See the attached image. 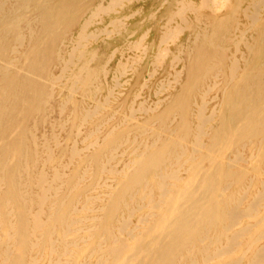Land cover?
<instances>
[{
	"label": "bare ground",
	"instance_id": "obj_1",
	"mask_svg": "<svg viewBox=\"0 0 264 264\" xmlns=\"http://www.w3.org/2000/svg\"><path fill=\"white\" fill-rule=\"evenodd\" d=\"M221 2L229 10L197 17L206 25L179 45L191 57L146 102L118 100L126 64L99 98L84 60L91 38L116 27L120 0H0V264H264V0L173 4L185 13ZM240 11L251 37L235 33ZM230 42L247 45L243 61ZM47 81L67 83L80 120L65 140L29 126Z\"/></svg>",
	"mask_w": 264,
	"mask_h": 264
},
{
	"label": "rangeland",
	"instance_id": "obj_2",
	"mask_svg": "<svg viewBox=\"0 0 264 264\" xmlns=\"http://www.w3.org/2000/svg\"><path fill=\"white\" fill-rule=\"evenodd\" d=\"M107 1V0H106ZM123 2V6L121 5V3ZM174 0H120V4L117 7V10L114 14L117 17H120L118 19V22L121 19V22H117L116 27H111L112 29L110 30L109 33H98V31L96 30L95 32L98 33L95 34V37H92L91 42L88 43L87 48H85V54H84V60L86 59L87 62L90 61V63H87V66L89 68L92 67V70L94 69V73L95 76L92 77L93 79H91L92 82H96L97 84H99L101 93L97 92V96L99 98H103L105 95L108 94L105 86H106V77L107 76H112L113 75V71L112 69H114L118 64H126L125 66V72H123L122 70L120 72L119 75L121 76L123 82L119 85H115L114 87V91L116 90V94L118 95V100L120 101L121 99H125V98H133L135 100H145L146 102H150L152 101V99H156V95H152L151 93V88L155 85V82L158 83L161 80H165L167 77V79H170L173 77V75H171L176 69L177 70H182L183 69V62L186 63V61L188 60V56L191 57V52L189 48H184V47H180L179 45L183 43H190L192 42V39L194 38V30H193V25L195 24H199V25H206L205 21H200V19L198 18H202V15H206L208 13H215L217 15H221L223 13H225L226 11L229 10V7L226 5H223L222 2L219 4L220 7H218L216 10H212L208 5H210L208 3V5L203 4L204 6H202V4L200 6H198V8H187V6H183L185 7V13L183 12V8L180 7V10L178 7H175L173 4ZM185 2V1H184ZM161 5V6H159ZM159 6V7H158ZM158 7V8H157ZM178 8V9H177ZM139 9V10H138ZM176 9V10H175ZM220 9V10H219ZM134 10L136 11L134 13ZM155 10V11H154ZM179 10V13L177 12ZM193 10V11H192ZM211 10V11H210ZM154 11V12H153ZM174 11V13H173ZM196 11L198 13H196ZM203 11V12H202ZM131 14H130V13ZM207 12V13H206ZM151 13V14H150ZM153 13V14H152ZM176 13V14H175ZM182 13V14H180ZM127 14L129 16H127ZM149 14V17H148ZM170 14H173V16L171 17ZM175 14V15H174ZM180 16L178 17L177 15ZM183 14L185 16H183ZM201 14V16H200ZM188 15V16H187ZM193 15V16H192ZM99 17H106V13L100 12ZM123 16V17H122ZM125 16V17H124ZM183 16V17H182ZM171 17V20H169ZM195 17V18H194ZM198 17V18H197ZM234 19L237 20L238 25L235 29V33L236 32H240L241 30H245V34H247L248 36L254 33L253 30H255V27L249 25L248 21L249 18L244 15L243 16V12L240 11L238 13H235L234 15ZM194 18V19H193ZM197 18V20H196ZM186 21L183 23V20ZM124 20V21H123ZM168 20V21H167ZM176 20V21H175ZM195 20V21H194ZM130 21V22H129ZM167 22V23H166ZM177 22V23H176ZM179 22V23H178ZM240 22V23H239ZM248 22V23H247ZM152 23V25H151ZM166 23V24H165ZM177 25L175 27V25ZM164 24V25H163ZM169 24V25H168ZM193 24V25H192ZM204 24V25H203ZM161 25V26H160ZM163 25V26H162ZM170 26L169 27H166ZM190 25V27H189ZM96 26L95 23L91 24V28L94 29ZM121 26V27H119ZM125 26V27H124ZM173 26V27H172ZM180 26V27H179ZM188 26V27H187ZM250 26V27H249ZM157 27V28H156ZM167 28V29H166ZM179 28V29H178ZM183 28V30L181 29ZM247 28V30H246ZM250 28V29H249ZM73 31L77 30V26L73 25L71 28ZM121 29V30H120ZM136 29V30H135ZM173 29H175V33L173 32ZM240 29V30H239ZM113 30V32H111ZM116 30H119V32ZM135 30V31H134ZM144 30V31H143ZM147 30V31H146ZM157 30V31H156ZM160 30V31H159ZM188 30V31H187ZM239 30V31H238ZM134 31V32H133ZM168 31V32H167ZM169 31L173 34V38L171 37V39H168V41H162L165 33L166 35H169ZM177 31V32H176ZM192 31V32H191ZM131 32H133L131 34ZM146 32V33H145ZM155 32V33H154ZM165 32V33H164ZM180 32V33H178ZM217 32V31H216ZM213 32V36L216 37L217 33ZM233 32V31H232ZM142 33V34H141ZM164 33V34H163ZM168 33V34H167ZM107 36H106V35ZM145 34V35H144ZM162 34V36H161ZM178 34V35H177ZM108 35L110 37H108ZM140 35V36H139ZM143 35V36H142ZM250 35V37H251ZM159 37V38H158ZM187 37V39H186ZM142 38V39H141ZM152 38V39H151ZM176 38V39H175ZM178 38V39H177ZM131 39V40H130ZM136 40V41H135ZM140 40V41H138ZM172 40H174L172 42ZM104 41V42H102ZM115 41V42H114ZM159 41V42H157ZM161 41V42H160ZM113 42V43H112ZM150 42V43H149ZM102 43V44H101ZM146 43V44H145ZM158 43V44H157ZM168 43V44H167ZM234 43V44H233ZM121 44V45H120ZM134 44V45H133ZM141 44V46H139ZM160 44V45H159ZM166 44V45H165ZM237 43L235 42H230L229 43V48H230V52L234 51V54H231V57L235 58V59H240L241 61L244 60V55L247 54V45L245 43H240L239 46H236ZM100 45V46H99ZM120 45V46H119ZM137 45V46H135ZM145 47H144V46ZM157 45V46H156ZM164 45V46H163ZM25 44L22 46V48H25ZM99 48H98V47ZM134 46V48H133ZM139 46V49H138ZM163 46V47H162ZM101 47V48H100ZM113 47V48H112ZM116 47V48H114ZM122 47V48H121ZM137 49H136V48ZM143 47V48H142ZM160 47L162 48H167V49H160ZM234 47V48H233ZM124 48V49H123ZM170 48V49H169ZM178 48V49H177ZM182 48V51H180ZM235 48L237 50H235ZM115 49V50H114ZM123 49V50H122ZM144 49V50H142ZM146 49V50H145ZM152 49V50H151ZM188 52L185 53V50ZM239 49V50H238ZM112 50H114V54L110 53L112 52ZM132 50V51H131ZM159 50V51H158ZM242 50V51H241ZM94 51V52H93ZM107 51V53H106ZM156 51V52H155ZM184 51V52H183ZM190 51V53H189ZM96 52V53H95ZM122 52V53H121ZM130 52V53H129ZM178 52V53H176ZM236 52V53H235ZM244 52V53H243ZM133 53V54H132ZM159 55H158V54ZM168 53V54H167ZM241 53V54H240ZM97 54V55H96ZM109 54V55H108ZM122 54V55H121ZM183 54V55H182ZM190 54V55H189ZM105 55V56H104ZM121 55V57H120ZM127 55V56H126ZM134 55V56H132ZM144 55V56H143ZM155 55V57H154ZM162 55V56H161ZM166 55V56H165ZM176 57L177 55V59L178 57L181 58L180 60L178 59H174V56ZM198 55V54H197ZM197 55L193 56L194 59L197 58ZM235 55V57H234ZM94 56V57H93ZM187 56V57H185ZM198 60L203 58V55L199 54L198 55ZM91 57V58H88ZM100 57V58H99ZM112 57V58H109ZM138 57V58H136ZM142 57V59H141ZM162 57V58H161ZM184 59H183V58ZM241 57V58H240ZM99 58V59H98ZM131 58V59H129ZM82 59V57H81ZM108 59V60H107ZM119 59V60H118ZM152 59V60H151ZM159 59V60H158ZM163 59V60H162ZM173 60L171 63V60ZM89 60V61H88ZM98 60V61H97ZM102 60V61H101ZM104 60V61H103ZM107 60V61H106ZM114 60V61H113ZM123 60V61H122ZM135 60V61H134ZM113 61V62H112ZM126 61V63L124 62ZM138 61V62H136ZM154 63H152V62ZM161 61V62H160ZM95 62V63H94ZM103 64H101V63ZM124 62V63H123ZM131 62V63H130ZM145 62V63H144ZM175 62V64H174ZM177 62V63H176ZM110 63V64H109ZM159 63V64H157ZM161 63V64H160ZM168 63V64H167ZM106 64V65H105ZM130 64V65H128ZM148 64V65H147ZM96 65V66H95ZM112 65V66H110ZM116 65V66H115ZM134 65V66H133ZM157 65V66H156ZM98 66V67H97ZM100 66V67H99ZM102 66V68H101ZM130 66V67H129ZM155 66V67H154ZM161 66V67H159ZM132 67V68H131ZM147 67V68H146ZM154 67V68H153ZM181 67V68H180ZM173 68V69H172ZM176 68V69H175ZM98 70V72H96L95 70ZM107 71H104L106 70ZM143 69V70H141ZM152 69H155L152 70ZM157 69V70H156ZM146 70V71H145ZM150 70V71H149ZM165 70V71H164ZM169 70V71H168ZM152 71V72H151ZM161 73H160V72ZM103 72V73H102ZM105 72V73H104ZM138 72V73H137ZM141 74H140V73ZM171 72V73H170ZM112 73V75H111ZM151 73H153L151 75ZM170 73V74H169ZM184 73V71H183ZM140 74V76H139ZM150 74V75H147ZM160 74V75H159ZM143 75V76H142ZM158 75V76H157ZM99 76V77H98ZM105 76V77H104ZM183 76V75H182ZM101 77V78H100ZM129 77V78H128ZM131 77V78H130ZM138 77H141V86L137 84H134V81L136 82ZM146 77V78H145ZM148 77V78H147ZM162 77V78H161ZM170 77V78H169ZM103 78V79H102ZM105 78V79H104ZM111 78V77H110ZM109 78V79H110ZM134 78V79H133ZM145 78V79H144ZM108 79V80H109ZM103 82H102V81ZM129 82H128V81ZM157 80V81H156ZM99 81V82H98ZM110 81H112V79H110ZM125 81V82H124ZM145 83V84H143ZM47 87H49V95H47V105H45L44 109L38 113V115L36 114L30 121H29V126L31 127V132H34L35 129V133L37 135H41V133H44L46 131V135L51 136V134L57 133L61 136L62 138H64V136H67L68 132H71L73 129L72 125H76L77 122L80 124V120L77 119L76 114L77 111L74 109V104L71 101V99L68 98L67 93H68V86L67 83H60V85L57 84H52L50 81H47ZM51 84L53 86H51ZM65 84V85H64ZM124 85V86H122ZM133 85V86H132ZM151 85V86H150ZM55 86V87H54ZM60 86V87H59ZM132 86V87H131ZM136 86V87H135ZM52 87V88H50ZM142 88L139 93H137V97L135 96V90L138 91V88ZM150 87V88H149ZM63 88V89H62ZM120 88V89H119ZM62 89V90H60ZM104 89V90H103ZM135 89V90H134ZM54 90V91H53ZM60 90V91H59ZM65 90V91H64ZM123 90V91H122ZM130 90V91H129ZM53 91V92H52ZM105 91V92H104ZM52 92V93H51ZM83 90L78 89L75 91V93L71 96V97H75V99L77 100L79 97V100L82 99V94ZM107 92V93H106ZM132 92V93H131ZM63 93V94H62ZM128 93V94H127ZM148 93V94H147ZM60 96H59V95ZM76 94V96H75ZM144 94V95H143ZM116 95V96H117ZM141 95V96H140ZM149 95V96H148ZM67 96V97H66ZM102 96V97H101ZM128 96V97H127ZM134 96V97H133ZM50 97V98H49ZM144 97V98H143ZM147 97V98H145ZM55 98L57 100H55ZM67 98L69 99L68 101ZM73 99V100H75ZM17 100V99H16ZM49 100V101H48ZM63 100V101H62ZM60 101V102H59ZM65 101V102H64ZM87 103L89 100H85ZM119 101H115L117 102L118 108L120 110L123 109L122 107V103L121 105H119ZM64 103V104H62ZM61 104L63 106H61ZM60 105V106H59ZM52 106V107H51ZM62 109H61V108ZM46 108V109H45ZM50 108V109H49ZM66 108V109H65ZM52 109V110H51ZM61 109V111H60ZM45 111V113H43ZM54 111V112H53ZM62 114H61V113ZM42 113V114H41ZM60 113V114H59ZM41 115V116H39ZM61 115V116H60ZM38 118H37V117ZM44 116V117H43ZM53 118H52V117ZM58 116V117H57ZM39 117H40V121H39ZM71 117V119H70ZM36 118V119H35ZM37 120V122L35 120ZM43 119V120H42ZM52 121H51V120ZM65 123H64V121ZM67 120V121H66ZM45 121V123H44ZM55 121V122H54ZM35 122V124L33 123ZM38 122H40L41 124H38ZM51 122V123H50ZM54 122V123H53ZM58 122L60 124H58ZM37 123V124H36ZM57 123V124H56ZM61 123L64 126H60ZM83 124L85 125L83 127V129L85 130L90 122H83ZM82 124V126H83ZM67 127H66V126ZM36 126V127H35ZM54 126V127H52ZM60 126V127H59ZM71 126V127H70ZM87 126V127H86ZM49 127V128H48ZM65 127V128H64ZM33 129V130H32ZM38 129V130H37ZM71 129V130H70ZM42 130V131H41ZM52 130V131H51ZM68 130V131H67ZM74 130V129H73ZM79 131L76 129V132ZM81 131V130H80ZM59 132V133H58ZM45 135V136H46ZM44 136H41V138ZM67 138V137H66ZM64 138V140L66 139ZM64 159V158H62Z\"/></svg>",
	"mask_w": 264,
	"mask_h": 264
}]
</instances>
